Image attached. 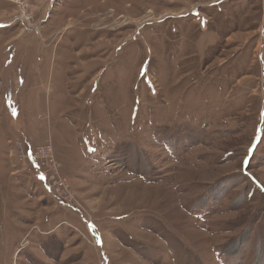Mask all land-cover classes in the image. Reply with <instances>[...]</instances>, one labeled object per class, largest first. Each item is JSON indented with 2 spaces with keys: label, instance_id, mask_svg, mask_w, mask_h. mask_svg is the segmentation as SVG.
Listing matches in <instances>:
<instances>
[{
  "label": "rangeland",
  "instance_id": "rangeland-1",
  "mask_svg": "<svg viewBox=\"0 0 264 264\" xmlns=\"http://www.w3.org/2000/svg\"><path fill=\"white\" fill-rule=\"evenodd\" d=\"M25 2L0 0V264H264V0Z\"/></svg>",
  "mask_w": 264,
  "mask_h": 264
},
{
  "label": "built area",
  "instance_id": "built-area-1",
  "mask_svg": "<svg viewBox=\"0 0 264 264\" xmlns=\"http://www.w3.org/2000/svg\"><path fill=\"white\" fill-rule=\"evenodd\" d=\"M19 2L21 3V5H23V9H25V5H27L28 3H26L25 0H19ZM34 157H36V154L34 155Z\"/></svg>",
  "mask_w": 264,
  "mask_h": 264
}]
</instances>
